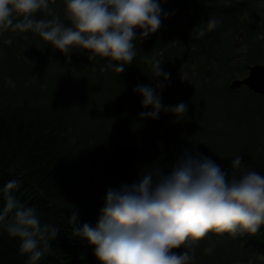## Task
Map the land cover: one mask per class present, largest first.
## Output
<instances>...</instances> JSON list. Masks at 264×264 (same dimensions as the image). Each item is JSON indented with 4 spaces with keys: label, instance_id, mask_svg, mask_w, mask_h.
<instances>
[{
    "label": "trees",
    "instance_id": "16d2710c",
    "mask_svg": "<svg viewBox=\"0 0 264 264\" xmlns=\"http://www.w3.org/2000/svg\"><path fill=\"white\" fill-rule=\"evenodd\" d=\"M51 6L63 15V0ZM161 6L174 14L156 33L136 42L137 55L120 74L101 71L106 61H89L86 52L73 53L71 63H66L59 50L32 32L0 35V53L8 63L5 73L16 80L9 95L0 88V208L2 189L17 180L12 195L35 208L42 222L59 228L51 248L36 264H99L93 246L75 236L73 228L85 223L95 227L108 188L131 184L156 167L167 172L185 149L211 157L229 175L233 171L239 175L245 168L264 175V96L228 86L230 79L245 72L247 63L264 62V0H163ZM210 17L221 24L197 37L195 29ZM36 18L50 17L37 13ZM238 35L247 49V62L236 55ZM145 56L163 60L164 70L171 73L162 103H187L188 113L180 122L164 112L155 120L139 118L141 111L151 109L141 107V96L133 88L154 84ZM180 70L202 76L201 83H182ZM220 78L222 83L217 84ZM241 89L255 97L243 101L256 124L243 136L227 127L225 116L222 124L207 118L220 109L231 119L227 103ZM190 127L199 128L202 137L186 140L183 129ZM213 146L218 150L211 151ZM237 155L244 160L240 170L232 168ZM205 241L217 244L214 252L195 251L194 264H229L236 258L244 264H264L259 258L264 256V225L255 234L235 239L209 233ZM18 244L0 229V264H27Z\"/></svg>",
    "mask_w": 264,
    "mask_h": 264
},
{
    "label": "clouds",
    "instance_id": "9594fccd",
    "mask_svg": "<svg viewBox=\"0 0 264 264\" xmlns=\"http://www.w3.org/2000/svg\"><path fill=\"white\" fill-rule=\"evenodd\" d=\"M162 2L63 0L61 16L51 6L55 0H0V35L32 32L59 50L66 63H71L73 53L86 52L89 61H106L101 71L120 74L133 63L136 42L156 33L163 20L174 14L165 12ZM37 13L50 18L37 19ZM219 24V19L210 17L205 26L195 29V35L202 37ZM143 59L151 66L154 84L133 88L141 96V107L151 109L141 111L139 118L155 120L164 112L180 122L188 113L187 103H162V92L171 82L164 61ZM231 163L234 170L244 168L241 155ZM17 187L18 181L10 180L2 189L0 229L18 239L27 264H36L51 248L59 228L42 222L35 208L20 203L12 195ZM70 220L75 222V212ZM262 225L264 175L246 168L239 175L236 171L229 175L211 157L185 149L167 172L156 167L131 184L108 188L95 227L75 226L73 234L93 246L99 264H194L195 249L209 233L235 239L257 233ZM204 251L211 253L212 248Z\"/></svg>",
    "mask_w": 264,
    "mask_h": 264
},
{
    "label": "rangeland",
    "instance_id": "374dc122",
    "mask_svg": "<svg viewBox=\"0 0 264 264\" xmlns=\"http://www.w3.org/2000/svg\"><path fill=\"white\" fill-rule=\"evenodd\" d=\"M247 50V49H246ZM245 50V46H244V43H243V39H240V36L238 35L237 36V45H236V55H238V58H241L240 60L241 61H245L246 59L249 60V56H248V52H246ZM2 53H4L2 51ZM0 53V74L2 76H0V88H6L7 92L6 94H10L12 91H14V86L16 84V80H14L12 78V76H8L5 71H8V63H5L4 62V59H3V54ZM243 54L245 56H243ZM246 60V62H247ZM245 62V63H246ZM261 63H264V62H261ZM247 65H251V64H246L245 66ZM245 72L242 74V75H238V76H235L234 78L230 79L228 81V85L229 83L231 82V80L235 79V78H242L245 74H246V68H244ZM180 74L181 76H178L179 77V80L188 85L191 84L193 86H197L198 84H200L201 82V78L202 76H189L187 71L185 70H180ZM208 80L209 81V78L208 77H205V80ZM217 84H221L222 83V79L220 78L217 82ZM247 93V90H240L238 91L237 96H234L236 99L235 100H230L228 101L227 103V106L230 108H232V118L230 119V115L225 112V111H221L220 109L219 110H212L213 112H210L207 116V118L210 119V122L211 123H218L219 124H222V122L220 121L222 119L223 116H225L227 118V127L230 128L231 130H234V131H237L238 130V133H236L235 135H246L248 133H252L253 131V128L251 125H256L255 123L252 122V120L250 119V115L247 116L244 108H243V101L245 99H250L251 98L254 100L255 97H251V95H246ZM209 94V93H208ZM208 94L206 96H208ZM139 102V101H138ZM140 105H141V102H139ZM139 105V104H138ZM230 119V120H229ZM257 121V119H256ZM187 125L189 126V124L187 123ZM192 128V130H191ZM184 130V135H185V139L186 140H195V139H200L202 137V133L200 132V129L199 128H194V127H190V130L187 131L185 128L183 129ZM255 131V130H254ZM264 132V130H263ZM209 135H211V137L213 139H216V135L215 134H212V132H209ZM263 140V143H264V138H262ZM225 148V147H223ZM227 149V148H225ZM218 150V147L217 146H213L211 147V151H217ZM226 241V240H225ZM225 241H222V244H224ZM221 243V242H220ZM217 244H209V242H202L200 241L199 243V246L195 249V251H198V250H204L205 248H208V247H211L212 250L215 249V246ZM227 245V243L225 244ZM214 252V251H211V253ZM209 253V254H211ZM237 259V258H236ZM233 260L231 263L229 264H244L245 262L243 260ZM201 261H203V259H200ZM206 262V261H204ZM207 263V262H206Z\"/></svg>",
    "mask_w": 264,
    "mask_h": 264
},
{
    "label": "water",
    "instance_id": "95a60500",
    "mask_svg": "<svg viewBox=\"0 0 264 264\" xmlns=\"http://www.w3.org/2000/svg\"><path fill=\"white\" fill-rule=\"evenodd\" d=\"M228 86L232 90L245 87L255 94L264 96V63L247 65L246 75L231 80Z\"/></svg>",
    "mask_w": 264,
    "mask_h": 264
}]
</instances>
